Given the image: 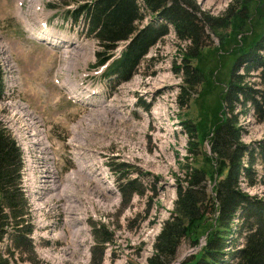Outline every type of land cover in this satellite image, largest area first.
<instances>
[{"label": "rangeland", "instance_id": "rangeland-1", "mask_svg": "<svg viewBox=\"0 0 264 264\" xmlns=\"http://www.w3.org/2000/svg\"><path fill=\"white\" fill-rule=\"evenodd\" d=\"M195 1L201 10L218 18L223 17L233 2ZM253 1L249 18L240 21L237 28L235 19L228 20L226 27L210 34L199 57L188 59L197 70L195 79L198 82L189 95L183 97L181 106V86H189L183 67L187 64L184 62L187 43L178 39L171 26L162 41L145 55L133 78L120 87L114 85L110 92L101 80L99 68L93 66L100 46L94 37L86 34L82 23L75 24L69 17L80 0H0V51L9 59L10 75L20 86L23 99L43 120L49 140L65 165L63 172L68 173L72 167L68 158L69 137L91 150L106 153L115 150L122 157L127 155L132 164L143 167L134 169L141 172L138 189L127 196L122 192L115 206L102 203L99 206L97 202H102L99 197L86 193L80 184L67 189L66 192H75L73 198L84 208L83 215L88 223L86 234L82 232L81 236L72 231L68 240L58 241L53 246L45 237H40L33 242V252L15 250L8 236L0 243L1 257H8L11 251L10 264H147L156 236L174 209L185 164L190 162L193 167L203 168L209 181L212 180L214 168L209 159L212 152L207 133L212 132L216 116L224 110L223 96L230 87L238 59L264 37V0ZM254 8L259 11L254 13ZM32 26L34 32L28 31ZM245 68L240 67L239 73H245ZM245 84L254 88L260 86L258 68L249 69ZM87 86L101 87L104 98L110 95L106 106L99 110L89 109L92 102L85 99ZM136 97L138 102L144 97L150 99L153 113L143 115L136 111L135 118L131 115L125 118L123 115H128ZM8 111V106L0 105V122L4 123V119L10 125L13 117ZM253 111L250 106L246 116L241 115L240 119L242 140L248 145L264 140V122L258 121ZM12 125L16 129L20 127L18 134L23 133L22 124ZM190 147L195 148V156H191ZM41 157L37 149L27 153V158L43 169L46 166ZM93 165L91 162L89 168ZM255 167L263 173L259 164ZM241 187L252 196L264 197V182L249 186L242 177ZM47 205L43 203L42 207ZM27 209L32 223L35 222L33 209ZM95 212L111 226V230L108 229L111 241L103 249H96L100 241L96 235L102 233H96L101 230L99 223L90 218ZM204 241L202 237L200 243ZM194 248L183 243L178 259L195 253Z\"/></svg>", "mask_w": 264, "mask_h": 264}, {"label": "trees", "instance_id": "trees-1", "mask_svg": "<svg viewBox=\"0 0 264 264\" xmlns=\"http://www.w3.org/2000/svg\"><path fill=\"white\" fill-rule=\"evenodd\" d=\"M253 0H233L223 17H213L201 10L195 0H80L70 12L76 22L84 23L87 33L94 37L100 50L96 52L95 67L106 64L114 49L129 40L121 55L112 59L101 74L115 83L129 80L138 70L149 50L162 41L173 26L180 41L186 42L183 67L185 81L182 99L197 84L189 58H197L207 46L211 33L235 19L249 18ZM254 8V13L258 12ZM81 17V18H80ZM237 19V21H236ZM146 22V23H144ZM225 22V23H224ZM232 22V21H231ZM233 23V22H232ZM236 39V36L233 35ZM264 37L252 44L238 59L228 91L223 96V108L215 118L208 140L214 172L209 181L203 168L185 164L184 177L178 184L175 206L156 236L153 252L147 264H175L183 243L200 249L185 257L180 264H264V197L250 195L241 187L245 177L249 186L264 182V140L254 145L242 140L241 115L249 107L258 121L264 122ZM245 66V73L239 68ZM251 67L259 69L260 86L245 84ZM2 71L0 68V97ZM238 106L241 109L238 110ZM195 156V148H189ZM189 159V157H187ZM188 161V160H187ZM21 151L16 141L0 122V238L8 235L14 249L33 252L30 238L32 223L27 215V199L20 188ZM261 166V174L255 167ZM138 182L123 187L124 194L137 190ZM97 230L100 240L96 249L111 241V233L103 226ZM100 237V238H99ZM1 257L0 264H10Z\"/></svg>", "mask_w": 264, "mask_h": 264}, {"label": "bare ground", "instance_id": "bare-ground-1", "mask_svg": "<svg viewBox=\"0 0 264 264\" xmlns=\"http://www.w3.org/2000/svg\"><path fill=\"white\" fill-rule=\"evenodd\" d=\"M12 78L13 75L11 76L10 73L6 75V89L0 105L8 106V114L12 115L13 118L10 119V125L4 119H2L4 123H1L21 149L22 165L19 185L27 198V207L33 209L34 218L35 216L37 218L32 223L31 239L35 242L39 241L40 237H45L53 246L58 241H66L65 229L69 230L71 228L74 233L79 235L83 234L82 232L84 234L88 232V223H86V217L83 215L84 208L73 198L75 192L71 190L66 192L67 189H74L80 184L86 190V193H92L99 197L102 201L97 202L99 206H101V203L104 206H115L121 200V185L127 181L125 177H120L121 174L116 169L117 164H128L126 168L129 173L128 178L132 179L141 177L140 172L134 171V169H142L143 167L138 163L132 164L129 158L126 157L127 155L122 157L115 150L107 153L98 149L91 150L84 145L79 146L71 138L69 143L72 146L71 153L75 157L73 158L75 168L63 175V171L56 164L57 158L54 156L51 144L47 139L43 121L18 96L17 85ZM87 100L91 101L92 104L99 101L97 97L91 95H88ZM149 112L153 113V107ZM13 123L22 124L23 133L21 135L17 132L20 127L16 129L12 125ZM32 149H37L42 155L41 161L46 166L43 169L27 158L28 151ZM91 162L94 164L93 168H89ZM128 167L133 170L131 171ZM115 198H117V201ZM43 203L48 205L42 207ZM97 219L104 222L101 218ZM63 248L66 249L67 247L63 246Z\"/></svg>", "mask_w": 264, "mask_h": 264}, {"label": "water", "instance_id": "water-1", "mask_svg": "<svg viewBox=\"0 0 264 264\" xmlns=\"http://www.w3.org/2000/svg\"><path fill=\"white\" fill-rule=\"evenodd\" d=\"M196 250H197V247L194 248V252H196ZM189 255H190V253H189ZM186 256H187L186 254L183 255L181 259L179 258V259L175 262V264H180V263L185 259Z\"/></svg>", "mask_w": 264, "mask_h": 264}, {"label": "built area", "instance_id": "built-area-1", "mask_svg": "<svg viewBox=\"0 0 264 264\" xmlns=\"http://www.w3.org/2000/svg\"><path fill=\"white\" fill-rule=\"evenodd\" d=\"M56 164H57V162H56Z\"/></svg>", "mask_w": 264, "mask_h": 264}]
</instances>
